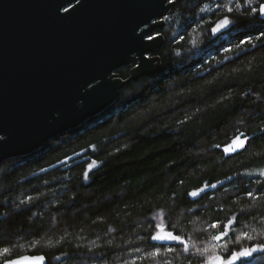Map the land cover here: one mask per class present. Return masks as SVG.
Listing matches in <instances>:
<instances>
[{"label": "trees", "instance_id": "16d2710c", "mask_svg": "<svg viewBox=\"0 0 264 264\" xmlns=\"http://www.w3.org/2000/svg\"><path fill=\"white\" fill-rule=\"evenodd\" d=\"M244 3L178 0L179 36H168L172 27H166L162 71L124 87L108 110L82 127L0 163V253L9 248L0 263L44 254L48 264H204L196 249L227 256L249 243L238 237L253 227L260 231L256 221L264 217V197L246 196L264 189V37L255 39L264 20L236 8ZM224 16L232 17V30L212 39L211 28ZM249 36L251 43L237 47ZM241 132L252 137L243 150L225 155L215 147ZM206 181L224 183L200 197L188 195ZM161 209L163 217L150 223ZM233 216L228 235L212 240ZM160 219L166 230L175 225L188 252L148 239ZM217 222L220 228H212ZM154 245H160L158 256L148 255ZM251 264H264V254Z\"/></svg>", "mask_w": 264, "mask_h": 264}, {"label": "water", "instance_id": "95a60500", "mask_svg": "<svg viewBox=\"0 0 264 264\" xmlns=\"http://www.w3.org/2000/svg\"><path fill=\"white\" fill-rule=\"evenodd\" d=\"M176 4L0 0V163L28 156L52 138L82 127L108 110L124 87L162 71L160 56L145 57L159 51L164 36L154 41L144 37L163 27L165 21H152L170 15ZM60 5L71 14L59 12ZM134 62L139 67L121 77L117 71ZM35 256L46 258H15Z\"/></svg>", "mask_w": 264, "mask_h": 264}, {"label": "snow or ice", "instance_id": "6c2138e0", "mask_svg": "<svg viewBox=\"0 0 264 264\" xmlns=\"http://www.w3.org/2000/svg\"><path fill=\"white\" fill-rule=\"evenodd\" d=\"M75 3L77 5H80V0H68V3ZM168 4H175V0H167ZM255 5V6H254ZM82 6V5H81ZM217 8H221V4L216 5ZM247 8L250 14L254 17L257 14L259 17L264 19V2H258V0H245L244 5L237 4V9H243ZM205 8H202L201 11H205ZM223 9H226L228 13H233V7L229 6L228 4L223 5ZM74 10V9H73ZM62 11L64 13L71 14L70 9L65 5H60L59 12ZM169 19L168 16H161V19L153 20L152 23H161L163 21H167ZM233 21L229 19L228 16H225L223 19L219 20L212 28V33H218L222 29H225L230 24H232ZM162 33L160 32H153L147 34L144 38L149 41H154L158 37H160ZM262 37H264V31H261L259 35L255 37L256 40H260ZM253 40V37L249 36L244 40L240 41V44L237 45V47H240L242 44L251 43ZM253 47L255 45L253 44ZM225 51H231V49H225ZM146 59H152L151 56H146ZM136 67H139V65H136ZM250 93H245V95H249ZM257 99H261L260 97H257ZM264 102V100H262ZM261 133H264V128H261ZM252 137H249L245 133H239L234 136V138L231 139L230 143H227L223 146L217 144L215 145L216 148L222 147V152L225 155L236 153L238 151H241L245 148L247 142ZM95 145H92L91 148L95 150ZM72 157H66L63 163H68ZM96 162L93 161L88 164V170H86L83 173V179L87 181L89 179V171L93 168V165ZM247 175H252L251 173H246ZM259 175L261 177H264V170H262ZM231 180V177L228 178ZM260 181L257 180V183ZM224 181H218L216 183H208L207 181L203 184L202 187L195 189L193 191H190L188 195L192 198L200 197L201 193H210L212 190H215L219 185L223 184ZM246 196L249 199L257 200L264 197V189H261L259 192L255 191H248L246 193ZM29 201H31L33 198L29 197ZM21 203H24L23 201ZM164 212L163 209L161 211L157 212L154 217L150 219V223L155 221L159 217H163ZM255 219V218H254ZM236 220V217L233 216L231 219H229L228 223L224 225V228L222 231H219L217 235H214L212 237V240L214 241H220L222 238L228 235L229 230L232 229V226ZM257 224L261 226V230L257 231V228L253 227L250 231H244L240 234V237H238L237 242H239L240 239L246 240L249 243L246 246H241L238 249H234L231 252L225 255L217 254L215 251L209 252L208 248L204 249H196V254H198L201 257H204V264H251L252 259L257 254H264V217L259 218L257 221ZM173 230H166L164 227V221L163 219H160V222L154 224V230L148 237L151 241L156 242H176L177 244L181 245L185 252L189 251V244L188 241L185 240V238L182 235H177L174 233L175 225H170ZM212 228L218 229L220 228V223H214L211 225ZM156 247V251L149 252L148 255L150 256H158L160 255L159 247L160 245H154ZM136 252L140 251V248L135 249ZM174 251L173 247H167V252L171 253ZM9 253V248L4 247L3 252L0 253V256H3L4 254ZM45 257L43 256H35V257H23V258H5L2 261V264H24L26 261L35 260L43 262L45 261ZM135 264V262H133ZM165 264H171L170 260H165Z\"/></svg>", "mask_w": 264, "mask_h": 264}, {"label": "flooded vegetation", "instance_id": "af4514ba", "mask_svg": "<svg viewBox=\"0 0 264 264\" xmlns=\"http://www.w3.org/2000/svg\"><path fill=\"white\" fill-rule=\"evenodd\" d=\"M177 3H178V0H177ZM176 6H177V4H176ZM176 6L174 7V9L172 10V12H171V14L170 15H168V17H169V19L167 20V21H165V24L163 25V27L162 28H158V29H156L154 32H160V33H162V35L164 36V38H165V42H164V44H163V46L159 49V51L156 53V54H150V56H153V55H158V56H160V58H161V61H162V63H163V68H164V62H163V57H162V49H163V47H164V45H165V43H166V41H167V30H166V27L169 25V28H171L170 29V31L168 32V36L170 35L172 38H175V37H178L179 36V31H178V29H177V27L174 25L175 24V19H176V14H175V12H174V10H175V8H176ZM225 17V16H224ZM224 17H222L221 19H223ZM229 17V19L231 20V21H233V19H232V17H230V16H228ZM220 19V20H221ZM218 22V21H217ZM216 22V23H217ZM215 23V24H216ZM233 25H234V21H233V23L232 24H230L229 25V29L228 30H226L225 32H223V33H221L220 35H218L216 38H213L212 36H213V34H212V32H211V38L212 39H217V38H219V37H222V36H224V35H226L230 30H232V28H233ZM204 45H206V44H204ZM203 45V46H204ZM207 46V45H206ZM180 52V51H179ZM190 52V51H189ZM178 54V51L177 52H175V55H177ZM196 57H198V55H194L192 58H196ZM200 57H205L206 58V54L204 53V54H201L200 55ZM136 65V62H134V63H132L131 65H129V66H124V67H122L126 72H127V76H129V74H130V71H131V69L134 67ZM122 68H120V69H122ZM119 69V70H120ZM118 73H119V71H117ZM119 75L121 76V74L119 73ZM165 244H167L166 242H164ZM168 245H177V243L176 244H168Z\"/></svg>", "mask_w": 264, "mask_h": 264}, {"label": "rangeland", "instance_id": "374dc122", "mask_svg": "<svg viewBox=\"0 0 264 264\" xmlns=\"http://www.w3.org/2000/svg\"><path fill=\"white\" fill-rule=\"evenodd\" d=\"M95 165H96V164H94L93 167H94ZM262 170H264V169H262Z\"/></svg>", "mask_w": 264, "mask_h": 264}]
</instances>
